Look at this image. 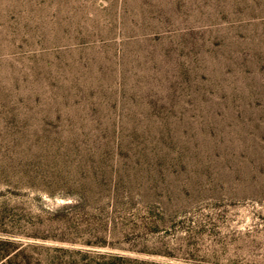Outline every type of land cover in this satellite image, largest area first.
<instances>
[{
  "label": "rangeland",
  "instance_id": "rangeland-1",
  "mask_svg": "<svg viewBox=\"0 0 264 264\" xmlns=\"http://www.w3.org/2000/svg\"><path fill=\"white\" fill-rule=\"evenodd\" d=\"M0 264H264V0H0Z\"/></svg>",
  "mask_w": 264,
  "mask_h": 264
}]
</instances>
